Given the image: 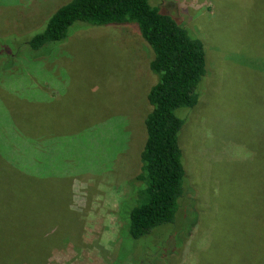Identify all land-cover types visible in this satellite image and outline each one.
I'll use <instances>...</instances> for the list:
<instances>
[{"label":"rangeland","instance_id":"1","mask_svg":"<svg viewBox=\"0 0 264 264\" xmlns=\"http://www.w3.org/2000/svg\"><path fill=\"white\" fill-rule=\"evenodd\" d=\"M67 1L0 0L1 45L27 40ZM148 1L205 47L198 103L177 109L196 227L189 236V216L180 234L168 238L165 226L146 240L123 227L139 184L152 51L131 24H81L0 67V141L12 138L8 154L23 162L16 127L35 132L32 174L49 178H0V202L24 194L32 219L59 235L20 264H144L133 261L142 253L153 256L145 264H244L249 245L256 264L263 250L264 212L250 210L264 189V0Z\"/></svg>","mask_w":264,"mask_h":264},{"label":"trees","instance_id":"2","mask_svg":"<svg viewBox=\"0 0 264 264\" xmlns=\"http://www.w3.org/2000/svg\"><path fill=\"white\" fill-rule=\"evenodd\" d=\"M81 24L97 27L131 24L152 51L148 66L156 80L146 94L150 110L143 120L146 138L139 154L140 170L135 176L139 184L135 188L128 221L123 218V227L126 225L131 238L146 240L150 234L167 226L169 238L174 233L180 234L187 218L194 216L190 236L198 221V211L193 192L185 185L183 154L179 144L185 120L177 114V109L192 108L198 103L199 86L207 71L202 40L191 33L183 22L159 11L148 0H68L56 8L43 28L27 40L12 39L10 46L1 45L6 38L1 34L0 58H4L0 60V67L5 62L13 67L12 62L24 52H43L49 44L64 40L71 28ZM16 128L18 133H26V136L18 135L17 138L21 141L18 147L23 162L14 161L13 155L8 154L14 144L12 138L0 141V178L49 181L47 177L39 178L32 174L31 152L36 133ZM262 186L256 190L257 197L253 196L255 205L250 210L256 217L264 212ZM32 188L30 192H33ZM23 195L17 194L11 206L0 202V264L29 262L34 255L45 254L46 250L41 247L49 246L52 240L59 237L55 236L51 226L47 230L42 229L44 220L32 219L31 213H28L31 205L22 201ZM181 206L184 207L181 209ZM250 247L245 246L244 264H252ZM259 247L263 250L256 264H264V247L262 244ZM145 255H134L133 261L134 258L142 259L144 264L152 261V254Z\"/></svg>","mask_w":264,"mask_h":264}]
</instances>
